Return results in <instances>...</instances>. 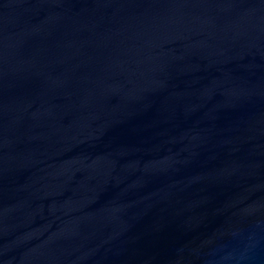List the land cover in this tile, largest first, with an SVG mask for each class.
I'll use <instances>...</instances> for the list:
<instances>
[{
  "label": "water",
  "instance_id": "obj_1",
  "mask_svg": "<svg viewBox=\"0 0 264 264\" xmlns=\"http://www.w3.org/2000/svg\"><path fill=\"white\" fill-rule=\"evenodd\" d=\"M0 264H264V0H0Z\"/></svg>",
  "mask_w": 264,
  "mask_h": 264
}]
</instances>
